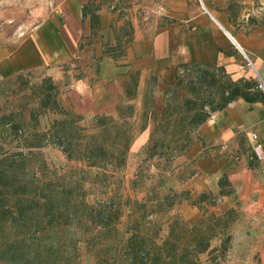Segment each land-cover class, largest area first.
<instances>
[{"label": "trees", "instance_id": "obj_1", "mask_svg": "<svg viewBox=\"0 0 264 264\" xmlns=\"http://www.w3.org/2000/svg\"><path fill=\"white\" fill-rule=\"evenodd\" d=\"M93 18L95 31L97 14ZM116 49L103 46L114 58L122 54H115ZM138 78V71L129 73L128 92ZM37 86V105L28 114L23 109L0 114V264H78L77 241L85 243L93 264H221L231 244L236 208L209 212L205 203L213 206L217 197L202 191L190 203L200 216L189 222L178 213L169 215L167 233L159 240L158 217L182 200L173 188L161 196L155 183L142 186L141 198L132 196L115 173L125 166L136 135L149 120L146 159L157 158L156 168L167 167L195 138L202 140L198 127L212 112L237 98L264 104L255 79H234L222 65L191 58L176 65L162 91L159 116L153 108L148 112L144 106L137 115L131 103H118L115 115H92L87 125L84 116L57 102L50 75ZM46 111L57 116L41 129L39 116ZM48 145L79 165L62 169L49 164L41 151ZM143 172L129 179L128 190H137V182L143 185ZM88 181L96 186L91 203L85 198ZM218 184L220 194L231 192L226 175ZM213 239L217 244L212 245Z\"/></svg>", "mask_w": 264, "mask_h": 264}, {"label": "crops", "instance_id": "obj_2", "mask_svg": "<svg viewBox=\"0 0 264 264\" xmlns=\"http://www.w3.org/2000/svg\"><path fill=\"white\" fill-rule=\"evenodd\" d=\"M51 2L30 11L29 27H0V79L39 67L56 70L57 102L71 113L85 118L115 115L118 103L139 100L144 72L161 75L163 87L174 78L176 65L191 58L222 65L234 79L264 82V22L234 27L226 0ZM93 14H97L95 31ZM126 28L122 54L114 58L104 53L105 44L119 48L117 33ZM145 28L157 30L147 33ZM74 61L84 66V73L76 78L69 66ZM64 64L69 67L68 80L60 72ZM135 71L139 72L136 94L125 86L129 73ZM153 108L159 116V103ZM151 128L149 120L142 131L148 133ZM252 132L264 147L262 102L237 98L212 112L198 127L203 142L195 138L191 148L175 160L181 168L194 160L196 170L183 181L170 177V187L189 191L192 197L202 191L216 196L218 202L208 211L237 209L245 203L238 211L243 217L253 213V206L264 209V178L258 177L254 167L260 164L264 172V160L258 161L252 152ZM222 175L230 183L227 194H220ZM197 209L183 202L172 208L189 222L200 216Z\"/></svg>", "mask_w": 264, "mask_h": 264}, {"label": "rangeland", "instance_id": "obj_3", "mask_svg": "<svg viewBox=\"0 0 264 264\" xmlns=\"http://www.w3.org/2000/svg\"><path fill=\"white\" fill-rule=\"evenodd\" d=\"M50 4L51 0H0V27L7 26H23L29 27L32 23L29 19L30 11L38 4ZM227 8L231 12V18L234 21V27L239 28L242 24L248 23L256 24L264 22V0H226ZM143 29V28H142ZM155 28H145V31L154 32ZM129 29H124L117 33L119 36L120 45L115 51V54H120L126 46L127 38L123 32L127 33ZM118 37V38H119ZM119 43H117L118 45ZM122 46V47H121ZM95 66L96 62L91 63ZM73 70L71 75L76 78L80 77L81 73H84V66L79 62H72L69 65ZM69 67L62 65L61 74L65 80H68V70ZM19 74V73H18ZM59 72L52 71V69H46V67H39L33 70H28L20 73V77L17 78L14 74L10 77L0 79V114L7 113L11 110L23 109L26 114H28L31 107L37 105V93L39 91L38 84L44 79L45 76L50 75L52 81L54 82V77H57ZM144 81L140 86V93L138 94L139 100L136 101L135 98L131 101L125 103H131L136 111L137 115L142 113L144 106L147 111L153 108L156 103H159L160 108L162 106V76L155 74L152 70L144 72ZM70 75V74H69ZM130 92H135L136 88L130 84ZM136 96V95H135ZM154 109V108H153ZM155 111V110H154ZM156 112V111H155ZM157 113V112H156ZM57 115L46 111L39 116V127L41 129L45 128L47 124L56 117ZM89 118H86L83 123L88 124ZM148 133L141 131L136 135L134 139L126 160V164L118 172L116 176L122 179V186L125 188L124 191L130 193L132 196L141 198L143 195L142 186H150L156 184L157 189L161 196H164L169 192L170 187V177H176V179L184 180L188 174L194 169L195 161L191 160L184 165V168L177 167L176 158H174L169 165H161L156 168L153 164L160 163L157 158L146 159V154L144 147L148 138ZM197 135V132L195 133ZM44 157L49 164L55 165L56 167L68 168L79 165L75 161H66L65 157L57 146H45L41 148ZM258 160V159H257ZM259 161V160H258ZM196 167V166H195ZM256 174L260 178H264V172L260 164L254 165ZM143 170L145 177L143 179V185L137 182V190H128V181L133 175L138 171ZM94 173V169H91L90 174ZM86 187L89 193L86 195V200L88 202H93L96 194L93 192L96 190L94 184H90L89 181L86 182ZM172 189V188H171ZM177 193L176 198L182 200L181 202L187 203L188 206L195 197L186 190H175ZM173 191V192H174ZM92 192V193H91ZM187 198V200H185ZM218 200L216 201V203ZM174 206V205H173ZM194 206V205H191ZM245 203L239 205L237 208L241 212V207H244ZM205 207L209 210L210 205L205 203ZM197 208V207H196ZM219 209V208H218ZM212 210L215 213H221L223 211ZM200 213V210L197 209ZM253 213L244 214L240 217L238 214L237 219L232 223L230 227V232L232 234V240L228 251L226 252L225 258L221 261V264H264V209L253 208L250 209ZM210 212V211H209ZM173 213L180 214V218L185 220L182 212H176L174 210L169 211L167 214H161L158 220L161 222V229L158 234V239H162L168 230L169 225V215ZM201 214V213H200ZM186 221V220H185ZM217 239L212 240V245L217 244ZM77 261L78 264H93L94 258L90 251L86 248V245L82 241H77ZM205 254L201 256L203 260Z\"/></svg>", "mask_w": 264, "mask_h": 264}, {"label": "built area", "instance_id": "obj_4", "mask_svg": "<svg viewBox=\"0 0 264 264\" xmlns=\"http://www.w3.org/2000/svg\"><path fill=\"white\" fill-rule=\"evenodd\" d=\"M257 86L264 92V82L259 81L257 83ZM251 138L253 140V143L251 144L253 154L258 160H264L263 142L258 138L257 134L254 132L251 133Z\"/></svg>", "mask_w": 264, "mask_h": 264}]
</instances>
